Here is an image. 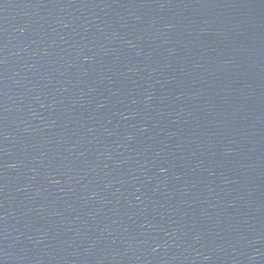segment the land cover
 Returning <instances> with one entry per match:
<instances>
[{"label":"water","instance_id":"water-1","mask_svg":"<svg viewBox=\"0 0 264 264\" xmlns=\"http://www.w3.org/2000/svg\"><path fill=\"white\" fill-rule=\"evenodd\" d=\"M0 264H264V0H0Z\"/></svg>","mask_w":264,"mask_h":264}]
</instances>
